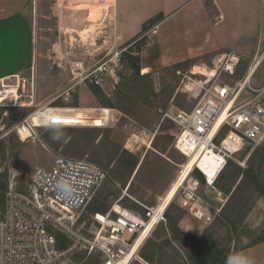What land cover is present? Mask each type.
Here are the masks:
<instances>
[{
  "label": "rangeland",
  "instance_id": "obj_1",
  "mask_svg": "<svg viewBox=\"0 0 264 264\" xmlns=\"http://www.w3.org/2000/svg\"><path fill=\"white\" fill-rule=\"evenodd\" d=\"M71 1H36L35 66L18 76L17 93L22 97L17 104L21 102V106L8 102L0 106V218L10 187L26 191L36 167L49 168L56 157L63 156L89 162L106 173L79 215L76 228L89 235L97 225L95 214L120 205L142 215L139 203L155 205L176 179L187 160L173 147L177 128L167 116L193 107L195 100L189 92L194 87L192 81L204 80L202 75H207L211 83L233 86L261 57L237 103L259 95L264 88V15L261 26H245L255 28L248 45L221 47L220 43L226 42H219L217 36L213 53L178 64L146 68L141 51L147 37L142 38L120 55V83L112 96L93 86H77L69 102H64L57 96L71 81L68 61L79 59L87 66L96 65L107 52L122 49L111 34L108 10L95 9L96 15L87 17L88 10L75 9V0ZM83 30L87 31L84 39L79 34ZM222 56L224 61L218 62ZM231 56L239 62L233 75H228L223 69ZM215 68L217 75L211 77ZM16 80L9 79V84ZM47 104L71 109L107 108L112 110V119L104 129L42 128L33 140L20 141L16 125ZM191 177L199 182L198 193L210 221L199 222L171 203L166 223L149 235L131 264H228L232 253L264 237V140L227 162L212 185L198 172ZM58 237L60 240L61 235ZM66 246L67 241L58 247ZM100 261L98 254L88 257L82 252L77 257L79 264Z\"/></svg>",
  "mask_w": 264,
  "mask_h": 264
},
{
  "label": "built area",
  "instance_id": "obj_2",
  "mask_svg": "<svg viewBox=\"0 0 264 264\" xmlns=\"http://www.w3.org/2000/svg\"><path fill=\"white\" fill-rule=\"evenodd\" d=\"M220 20L221 16H217L214 24ZM127 48L107 52L96 65L87 66L79 59L68 61L71 81L57 98L61 97L62 101L69 102L77 86L88 85L99 89L107 97L112 96L120 83L117 73L120 55ZM237 59L234 66L239 62V58ZM223 70L228 75L234 73L227 66ZM203 77L205 79L198 81L193 87L195 90L189 91L195 100L193 107L167 117L177 128L174 149L183 156L185 151H189V156H185L186 160L192 154L199 158L213 152L222 159L219 174L227 162L243 149L255 148L264 140V88L256 97L237 103L246 89V86L241 85L244 79L230 86L216 81L211 83L210 79ZM15 78L16 82L10 83L14 84L12 86H9V79L0 80V106L5 102L13 107L21 106V102L17 104L20 98L16 99L15 96L20 89L19 77ZM188 80L191 81L189 78ZM23 82L22 80L21 88L24 87ZM14 86L15 92L10 90L11 93L5 94V87ZM61 109L50 104L37 108L16 125V135L20 139L22 133H26V140H33L37 130L42 128L104 129L112 119L111 113L104 110L103 115L97 116L96 124L79 126L63 122L74 115L62 113ZM31 115L36 116L37 122L29 120ZM130 128L133 129V126ZM193 172L203 175L195 164L171 203L185 209L193 219L206 224L211 218L199 196V182L191 177ZM203 177L207 183L206 176ZM105 178L106 173L89 162L58 156L51 167L34 169L26 191L10 187L5 193L4 211L0 218V264H79L77 257L82 252L88 257L98 254L100 264H121L125 254L147 225L152 226L151 234L158 226L166 223L168 207H161L160 198L153 206L139 203L143 209V214L140 215L120 205L116 210L114 205L108 212L101 214L103 220L97 219V214L93 216L97 223L95 230L85 235L76 228L79 215ZM66 241L67 246L60 249L58 246Z\"/></svg>",
  "mask_w": 264,
  "mask_h": 264
},
{
  "label": "crops",
  "instance_id": "obj_3",
  "mask_svg": "<svg viewBox=\"0 0 264 264\" xmlns=\"http://www.w3.org/2000/svg\"><path fill=\"white\" fill-rule=\"evenodd\" d=\"M36 1L0 0V80L21 76L35 66ZM104 10L109 11L111 34L119 47L147 37L141 53L148 68L210 55L217 36L226 42L221 47L248 45L255 28L245 26L262 25L264 0H112ZM217 16L221 20L214 24ZM235 253L264 264V241Z\"/></svg>",
  "mask_w": 264,
  "mask_h": 264
},
{
  "label": "bare ground",
  "instance_id": "obj_4",
  "mask_svg": "<svg viewBox=\"0 0 264 264\" xmlns=\"http://www.w3.org/2000/svg\"><path fill=\"white\" fill-rule=\"evenodd\" d=\"M72 4L74 5L73 7L75 9L88 10L87 17H93L94 15H96L95 9H100L103 7L107 8V7L112 5L110 0H75ZM86 33H87V31L83 30L79 34L84 39ZM224 59H225V56H222L221 58L218 59V62H221V61L223 62ZM237 60H238L237 57L231 56L225 65V66H227V69H229L233 72L234 67H235L234 64L236 63ZM260 60H261V57H258L255 60V62L253 63V65L249 69L246 77L244 78V82L241 83L242 87H245L250 83L252 75H253L254 71L256 70L257 66L259 65ZM213 70H214V75H212L211 77H215V75H217L216 68ZM202 76L208 77L207 75H202ZM14 80H12V81H14ZM13 83H15V82H13ZM196 84H197V82L191 83L192 87L195 86ZM185 87H187V86H185ZM10 90L15 92L16 87L15 86L11 87V88L5 87L4 88L5 94L11 93ZM194 90H195V88H190L189 91H194ZM15 96H16V99L22 97V96H18L17 93H15ZM104 110L108 114H110L112 111V110H109L107 108H102V109L90 108V109H78V110H71V108H62L60 111L62 113L68 114V115H71V114L74 115L73 118L71 117V118L65 119V120H63V122L74 123V124H79V126H83V125H86V123L87 124H96V122L98 120L97 116L103 115V113L105 112ZM86 117H91L92 119L91 120L85 119ZM29 120L31 122H37V118L35 115H31ZM219 124H218V126H219ZM26 136H27L26 133H22V135L20 136V139L22 140V142L26 141ZM189 154H190L189 151H185L184 156H189ZM221 163H222V159L220 157H218L217 155H215L213 152H208V153L200 156L199 158H196L194 156V154L190 155V157L186 161V163L181 166L180 172L178 173L176 179L171 184L167 193L163 197L160 198L161 207L167 208L170 205V203H171L175 193L177 192L178 188L189 177L190 173L193 170V166L195 164H197L199 166L202 174L204 176H206V178H207V184L210 185L216 179L217 174L220 170V166H221L220 164ZM114 208L116 210H118L119 207L114 206ZM96 218L99 220H103L101 214H97ZM151 230H152V226L147 225L145 227L144 231L140 232V234L137 236L135 242L130 247L129 251L125 254V257L122 260L121 264H129L133 259L138 257L137 253H138L139 249L141 248V246L143 245V243L148 238Z\"/></svg>",
  "mask_w": 264,
  "mask_h": 264
},
{
  "label": "clouds",
  "instance_id": "obj_5",
  "mask_svg": "<svg viewBox=\"0 0 264 264\" xmlns=\"http://www.w3.org/2000/svg\"><path fill=\"white\" fill-rule=\"evenodd\" d=\"M228 264H255V261L244 253H234L229 257Z\"/></svg>",
  "mask_w": 264,
  "mask_h": 264
},
{
  "label": "trees",
  "instance_id": "obj_6",
  "mask_svg": "<svg viewBox=\"0 0 264 264\" xmlns=\"http://www.w3.org/2000/svg\"><path fill=\"white\" fill-rule=\"evenodd\" d=\"M145 29V28H144ZM264 241V237L260 240V241H258L257 243H260V242H263ZM229 260V259H228Z\"/></svg>",
  "mask_w": 264,
  "mask_h": 264
}]
</instances>
